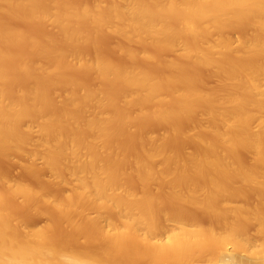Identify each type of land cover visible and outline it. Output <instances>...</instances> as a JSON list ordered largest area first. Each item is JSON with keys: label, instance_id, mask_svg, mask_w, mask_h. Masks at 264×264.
Segmentation results:
<instances>
[{"label": "bare ground", "instance_id": "bare-ground-1", "mask_svg": "<svg viewBox=\"0 0 264 264\" xmlns=\"http://www.w3.org/2000/svg\"><path fill=\"white\" fill-rule=\"evenodd\" d=\"M80 1L0 0V157L25 156L35 122L42 159L18 162L37 185L3 170L0 185L49 217L27 225L0 190V264H264V0ZM146 111L164 133L136 122Z\"/></svg>", "mask_w": 264, "mask_h": 264}, {"label": "rangeland", "instance_id": "rangeland-1", "mask_svg": "<svg viewBox=\"0 0 264 264\" xmlns=\"http://www.w3.org/2000/svg\"><path fill=\"white\" fill-rule=\"evenodd\" d=\"M76 3L78 2L79 3V1L80 0H74ZM83 1V0H82ZM85 1H87V0H85ZM81 2V1H80ZM178 22H176L175 23V25L177 24ZM25 26H27V25H25ZM35 26V25H34ZM42 25H38V26H36V28L38 27V29H36V33L37 34H40V32L41 33H43L44 32V30H45V32L47 31V27L46 26H43V27H41ZM177 26H178V24H177ZM29 27H32V26H28V28ZM35 27H33V29H34ZM177 28V27H176ZM30 29V28H29ZM28 29V30H29ZM32 29V28H31ZM42 29V30H41ZM246 29H247V31H248V28L246 27ZM245 29V30H246ZM35 30V29H34ZM34 30H33V32H34ZM50 30V29H49ZM234 30V29H233ZM233 30L232 29H230V31L228 30V34H229V32H231L229 35H231V37L233 38V40H234V38H235V45H236V41H237V30L235 29V31L233 32ZM246 31V33H248ZM249 31H250V28H249ZM30 32H31V30H30ZM48 32V31H47ZM52 32V31H51ZM53 33V32H52ZM108 33V32H107ZM239 33V32H238ZM34 34V33H33ZM43 34H45V33H43ZM42 34V35H43ZM99 34V33H98ZM96 35V36H94L95 35V33L93 34V38H94V40H95V42L96 43H98L97 45H98V47H99V52H101L100 54H102V55H104V56H106V57H108L109 59L111 58L112 60H114V62H117V61H120V63H122L121 61H122V57L121 56H118V53H117V55H116V50L115 49H113V50H111L110 48V43L113 41V43H111V44H115V43H117V41H120V39L119 38H117L116 36H114V37H116V39L114 40L112 37L113 36H111L112 34H110V36L108 35V34H103V32H102V34L100 33V35ZM41 34H40V36H42ZM36 37H39V36H36ZM119 39V40H118ZM115 41V42H114ZM83 46V47H82ZM86 46H87V48H86ZM86 46H85V44H81L80 45V49L81 50H84V51H87V50H89L88 49V45L86 44ZM83 49H82V48ZM113 47V46H112ZM114 48V47H113ZM19 49V48H18ZM22 49V51H25V49L26 48H24V50H23V48H21ZM21 49H19V51L21 50ZM87 49V50H86ZM148 49V48H147ZM14 51V53H15V51L16 50H13ZM12 51V52H13ZM150 51H154V50H150ZM178 51H179V49H178ZM21 52V51H20ZM19 52V53H20ZM29 52V51H28ZM27 49H26V53H23L24 54V56H25V54H26V56H28L27 55ZM30 53V52H29ZM157 53V52H156ZM155 52H154V54H156ZM22 54V52H21V54H20V56L19 55H17V54H14L15 55V57H17L18 59L21 57V55H23ZM161 53H159L158 52V55H160ZM13 55V54H12ZM30 55H31V53H30ZM29 55V56H30ZM28 56V57H29ZM32 56V55H31ZM162 56V55H161ZM170 56V55H169ZM13 57V56H12ZM23 57V56H22ZM21 57V58H22ZM121 57V58H120ZM157 57V56H156ZM168 57V56H167ZM14 58V57H13ZM12 58V59H13ZM31 58V57H30ZM34 58V57H33ZM32 58V59H33ZM118 58H120V60L118 59ZM158 58V57H157ZM159 58H160V56H159ZM174 58H176V57H174ZM10 60L11 62L14 60V62L13 63H15V60H16V58H14L13 60ZM17 59V60H18ZM24 59V58H23ZM110 59V60H111ZM179 59V57H177V60ZM16 60V61H17ZM140 60V59H139ZM139 60H137V62L139 63H137L136 62V64L137 65H139V67L140 68H142L143 70L145 69V70H147L149 73H151V74H153L154 73V75L155 74H157L156 76H158V74H160V72H161V70L163 69L162 68V66L160 65V64H154V61L153 60H141V61H139ZM9 61V63L10 64H12L13 65V63H11ZM123 61H124V59H123ZM153 61V62H152ZM178 62H180L179 64H182L181 66H183L184 68H189V67H191V65H189L188 64V62L187 61H182V59H181V61H178ZM156 63V62H155ZM158 63V62H157ZM184 64V65H183ZM8 65V64H7ZM157 65H159V67L157 66ZM11 65H8V68L10 67ZM161 66V67H160ZM160 68H161V70H160ZM10 70H11V68H9ZM197 70V69H196ZM18 71V70H17ZM16 70H15V72H17ZM21 71V70H20ZM11 72V71H10ZM12 72H14V71H12ZM11 72V73H12ZM14 72V73H15ZM24 72H25V70H23L22 72H17V73H20L21 74V76H20V79H21V77H22V81H23V83H22V81H21V83L19 82V77L18 78H15V79H18L17 80V82L19 83V85L21 86L22 84L23 85H25V83L26 82H28L29 83V81H30V79H28L29 78V75H28V73L26 74H24ZM27 72V71H26ZM163 72V71H162ZM161 72V73H162ZM13 73V74H14ZM14 74V77H15V75L17 76H19V74ZM196 73H198L197 75L198 76H200V78L203 80V82H205V84H207V85H214V83H215V78L214 77H209V75H207V73H206V70L204 71V69H198L197 70V72ZM13 74H11V75H13ZM22 74H24V75H26L28 78H27V81H24L25 79L23 78L24 77V75H22ZM208 76V77H207ZM83 78H85V79H83ZM92 78H94V76H91L90 74H86V75H84L83 77L81 76V79H83V80H85V81H89L88 83H89V86H92V85H94V83H96V84H98V82L96 81V79L95 80H92ZM82 81V80H81ZM91 82H94V83H92V85H90L91 84ZM27 83V84H28ZM84 83V85H85V83L86 82H83ZM27 84L25 85V86H27ZM87 84V83H86ZM95 84V85H96ZM118 84V83H117ZM88 85V84H87ZM101 84H99V86L98 87H102V86H100ZM106 86V85H105ZM105 86H103L102 88L104 89L103 91H104V93H106L107 95H109V98H110V96L111 97H113L114 99H116L117 98V95L119 94V92H120V90L121 89H123V88H121V84L120 85H115V84H113V85H111V86H109V85H107L106 87ZM120 86V87H119ZM22 87V86H21ZM95 87V86H94ZM122 87H123V85H122ZM59 88V87H58ZM53 90H54V88H52ZM51 89V90H52ZM49 91H50V89H48ZM53 90H52V93H53ZM61 89H57V87H56V90H54V94L52 95V93H47V96H49V99H50V96H51V98H53V99H51L53 102L55 101L56 103L57 102H59L61 99H62V96H63V91L61 92L60 91ZM125 90V89H124ZM123 90V91H124ZM10 91H12V92H9L8 94L10 95V96H12V95H14L13 93L15 92H13V90H10ZM48 91V92H49ZM65 91V90H64ZM51 92V91H50ZM121 92H122V90H121ZM10 93H12V94H10ZM78 93V92H77ZM77 93H75L76 95V98H78L77 96H78V94ZM105 94V95H106ZM122 94V93H121ZM106 95V96H107ZM120 95V94H119ZM74 96V97H75ZM80 97V96H79ZM116 97V98H115ZM119 97V96H118ZM149 108V107H148ZM151 108V107H150ZM149 108V109H150ZM105 110V109H104ZM147 110V109H146ZM106 111V110H105ZM147 112V111H146ZM145 112V113H146ZM149 112H152L151 111V109H150V111ZM149 112H147L146 113V115H144V117L142 116V119L140 120V117H138L139 116V114L137 115V117H138V119L140 120H138V121H136V122H140L141 123V125H142V123H143V127L144 126H146V127H144V128H146L147 129V126H148V133H151V134H153V135H158V134H160V133H164V130L163 129H165L164 128V126L162 127V125L161 124H159V123H156L157 121L155 120L154 122L153 121H151L152 120V118H150L151 117V114L149 113ZM134 113V112H133ZM136 113V112H135ZM137 114V113H136ZM148 114L150 115V116H148ZM198 117H204L200 112H198ZM134 116V115H133ZM136 116V115H135ZM141 116V115H140ZM150 118V119H148V117ZM137 117H134L135 119H137ZM145 118H147L148 119V121L146 120V122L144 121V122H142ZM155 118V117H154ZM154 118H153V120H154ZM133 121H135V120H133ZM133 121L130 123V125L131 126H129L128 125V129H127V132H129L130 130H129V127H130V129H131V131L130 132H134V130H137V129H141L142 127H140V128H138L139 126H138V124L137 123H133ZM153 124H152V123ZM133 123V124H132ZM148 125H147V124ZM29 126H30V128H31V142H30V144L27 146V148L25 149L26 151H25V156H22V157H19V156H13L12 157V160H10V159H5V158H3V160L1 159V157H0V170H3L4 172H6V175L9 177H12L13 179L14 178H17V177H19V178H22V180H24L25 182H28V184H32V185H37V181L32 177V176H30L29 174H27V175H25L21 170V168H20V166H19V164H18V162H22V161H24V160H28L27 159V157H29V158H32L33 159V162L35 163V164H37V165H40L41 163H42V159L40 158V157H31V156H29L28 155V150H30V149H32V148H34L35 147V145H36V142H35V140H37V138H38V133H37V129H36V126H35V122L34 123H30L29 124ZM143 129V128H142ZM129 130V131H128ZM145 131V132H146ZM129 132V133H130ZM188 144H186V146H185V143L183 142V147H185V148H183V151H190V150H192L193 149V147L192 146H190L189 145V142H187ZM192 145V144H191ZM192 147V148H191ZM244 158L246 159V157L244 156ZM1 172V171H0ZM5 174V173H4ZM29 175V176H28ZM51 176H50V174L48 175V173L47 172H45L44 174H42V177L39 179V182L42 184L43 183V185L44 186H46V187H48V188H50L49 186H48V184H47V181H50L51 180V178H50ZM24 178V179H23ZM50 179V180H49ZM65 188H67L68 189V186H65ZM0 190L2 191V192H4V189H3V186H1L0 185ZM4 193H6V192H4ZM4 193H3V195H4ZM11 198H13V199H11ZM16 198V197H15ZM3 199L5 200V203L7 204V202L9 203V205L11 206L12 205V208H9V209H11V211H12V209L15 207V208H17V209H19V211L17 210V209H13V211L14 210H16V211H14L15 213H18V214H23L22 216L24 217V219L25 220H27V225H29V224H31V225H33V226H39V225H43V223L45 222H47V220L49 219V217L48 216H46V215H36V214H34V215H32L33 213L32 212H28L27 213V211L25 212V210L26 209H24L21 205H20V203H18V202H20V200H17V199H15V200H17V201H15L14 200V197H12V196H10V198H9V194H5L4 195V197H3ZM7 199V200H6ZM11 199V200H10ZM13 200L15 201V202H13ZM10 202H11V204H10ZM18 203V204H17ZM15 204V205H14ZM231 204H238V203H231ZM8 204H7V206H9ZM17 205V206H16ZM20 207L22 208V211H21V209H20ZM23 210H24V212H23ZM21 211V212H20ZM25 213H27L26 215H25ZM31 213V215H28V214H30ZM46 217V218H45ZM36 218V219H35ZM57 228H59V229H61L60 227H59V225H57L56 227H55V229H54V233H58V232H60L61 230H59V229H57ZM57 230V231H56Z\"/></svg>", "mask_w": 264, "mask_h": 264}]
</instances>
